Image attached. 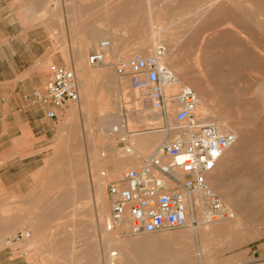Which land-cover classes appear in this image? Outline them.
<instances>
[{
  "label": "rangeland",
  "instance_id": "374dc122",
  "mask_svg": "<svg viewBox=\"0 0 264 264\" xmlns=\"http://www.w3.org/2000/svg\"><path fill=\"white\" fill-rule=\"evenodd\" d=\"M140 1L142 0H0V55L15 38L19 39L22 47L28 43L34 54L26 62L22 60L21 54L16 58L20 67V83L15 94L18 102L10 96L11 84L2 83V79L7 76L0 74V114H21V108L28 107L29 97L38 86L29 89L26 72L35 61L36 67L41 66L37 63L41 61L42 55H55L58 59H54L57 63L47 64L39 77L49 73L53 65L71 66L68 59L71 56L75 58L80 41L91 28L97 26L100 18L107 13L118 18L120 11L124 16L125 10H129L130 6V14L136 15V5L142 6L143 1L145 2ZM26 9L33 16L45 13L49 16V21L47 24L36 22L33 26L23 25L18 12ZM137 15L139 17L122 21L120 26L111 29L114 33L119 32L116 36L122 44L115 58H131L135 54L148 56L154 52L152 49L145 55L131 50V46L148 29L143 7ZM141 19L145 20L142 22ZM225 20L229 22L225 23ZM140 21L142 28L139 27ZM243 24L245 23L222 7L213 17L202 22L190 38L182 43L183 52H177L181 55L175 54L167 62L168 66L171 65L169 67L172 72L181 74L186 80L185 86L197 89L200 94L204 93L208 106L240 127V137L231 146V150L227 151V160L221 163L224 166L219 178L214 179L218 186L229 191L234 210L241 213L242 226L233 235L221 239L209 238L206 253L213 254V260L208 255L200 257L205 241L195 229L193 238L186 240L190 247L185 250V242L182 245V241H173V237L187 229V226L139 234L133 233L125 224L107 228L108 218L103 222L98 216L94 182L105 177L102 172L108 174L114 168L124 166L121 155L125 151L118 142L125 135L121 132L110 135L103 129V124L96 121L98 116L89 114L86 108L80 112L78 106L74 105L72 114L60 122L46 121L45 126L50 131L49 139L43 138L42 125L36 126L32 142L28 139L25 128L18 132L10 130L0 134V235L5 240L6 234L29 230L32 233L30 239H36L34 243L27 244L1 243L0 264H109L107 258L110 249L113 252L119 249L120 253L126 247H149L151 251L148 253L153 259L166 253L172 254L175 246L174 250L177 252L173 253L176 256L182 253L191 255L193 259L189 256L190 264H264V108L258 99V87L261 88L264 81V58L254 49L255 46L263 49L264 40L261 35L253 33L247 24ZM157 37L158 41L164 39ZM107 38L108 36H102L96 44ZM123 49L125 53L120 51ZM90 52L92 50L84 56L85 71L92 67L87 62ZM108 62L106 65L115 66L112 55H109ZM182 87L172 89L174 91L171 90V95L178 93ZM137 95L142 100L138 91ZM142 107L146 111H153L148 102ZM176 109L177 106L167 118L168 124L174 129L178 125L172 116ZM147 126H155V121H148ZM121 168L124 174L127 167ZM116 180L118 179H111L108 185ZM107 187L104 197L107 196L109 201L110 217L112 200ZM221 200L225 203V199ZM203 205L204 203L200 206V212L207 216L203 212ZM197 216V213L190 215L195 228L198 227L194 223V220L198 222ZM18 221H22V224L11 226ZM3 227L7 229L4 230ZM165 233L174 235L167 238ZM243 235L246 237L243 238ZM157 237L161 240L160 243L166 245L161 251L151 249L154 248L152 244ZM193 251L196 258L192 256ZM176 262L173 260L172 263Z\"/></svg>",
  "mask_w": 264,
  "mask_h": 264
},
{
  "label": "built area",
  "instance_id": "2783aa9c",
  "mask_svg": "<svg viewBox=\"0 0 264 264\" xmlns=\"http://www.w3.org/2000/svg\"><path fill=\"white\" fill-rule=\"evenodd\" d=\"M110 45L109 39H102L98 48L89 53L88 64L93 67L108 64ZM165 56V49L157 47L148 56L114 58L117 73L129 74L152 108L166 114L168 103L177 102L175 121L180 133L163 144L160 154L151 156L138 168L126 170L120 179L109 183L112 203L108 229L125 223H129V229L135 234L184 228L188 216L197 212V195L209 218L235 216L209 186L207 178L224 152L236 143L237 136L233 132H221L215 124L197 121L198 96L190 86L182 87L171 96L165 93V87L175 81ZM31 102L52 104L55 108L78 104L80 92L75 69L53 65L44 88L34 90ZM47 116L56 118L57 114L48 110ZM194 223L198 224L196 220ZM31 236L29 230L15 231L6 234L5 242L19 244Z\"/></svg>",
  "mask_w": 264,
  "mask_h": 264
},
{
  "label": "bare ground",
  "instance_id": "6f19581e",
  "mask_svg": "<svg viewBox=\"0 0 264 264\" xmlns=\"http://www.w3.org/2000/svg\"><path fill=\"white\" fill-rule=\"evenodd\" d=\"M138 1L139 0H137V2ZM142 1H140V3ZM122 4H124V3H121V5ZM121 5H119V6H121ZM108 6L112 7V5H108ZM126 6H127V4H126ZM130 7H128L129 10H125V12L123 14L124 16L121 15L122 11L118 12L117 16H120L118 18L115 17L111 13H107V12H109V7H108L107 8L108 11L106 12L107 14L104 15L102 18H100V21L98 22L97 26L91 28V31L88 33V36H86V47L91 40L94 42V44L89 43L88 46H91L90 48L85 47V49L84 48L80 49V53L78 54L77 59H76L78 61L79 65L75 63L76 61H71V67H73L75 69L76 74H77L78 85H79V81L81 80V78L84 76V73H85L84 68H82L80 65V61L82 60V56L84 55V52L88 51L89 49L90 50L94 49L93 51H95L99 46V44H96V41L99 38H101L102 36H108V39L110 40L111 45L107 50V56L109 58V55L110 56L116 55V52L119 51L118 49H119L120 45H122V44H121L120 39H118L116 36L119 32L117 31L118 33L116 32L117 33L116 34V33H114V30H111V29H114V28H117L118 26H120L122 21H128V20H130V18H132V20H133L134 17H136V18L139 17V15H137V14L142 9V7H143L144 11H146L145 19L148 22L147 23L148 29L143 34H141V37L139 39H137V41L131 46V50L140 51L141 53L148 55V53H150L152 51V49L154 51L157 47H162L166 51V56H165L166 62H169V58L173 57L175 54H176L175 56H177V54H179V56H180L181 54L177 53V52H180V51L183 52L181 50L182 43H184V41H186L190 38L191 34L194 33L196 28L202 22L207 21L211 17H213L215 15V13L218 12L222 7H224V9H226V11H228L231 15H233L234 18H236L239 21H242L243 23L247 24V26L253 30V33H256L257 35L258 34L261 35V37L264 40V0H145V2L143 1L142 6L136 5V8H135L137 10L136 15L130 14ZM133 7H134V5H133ZM116 9H119V7ZM112 13H113V11H112ZM119 13H120V15H119ZM18 14L21 17V21H22L23 25H26V26L30 25V24H32V26H33V23H36V22H38L39 24L40 23H46L47 24V21H49V16L46 15L45 13H41L39 15L33 16L30 14L29 9H26L23 11L21 10L18 12ZM143 17H144V15H143ZM145 19H141V21L145 20ZM141 21L139 24L140 28H142ZM227 22H229V21H226L225 23H227ZM136 24H137V22H136ZM245 24H243V25H245ZM239 26L241 27V25H239ZM182 27H183V29H181ZM231 27L236 30V28L233 27L232 25H231ZM26 28L28 29V27H26ZM130 29L132 30L135 28H130ZM120 30L119 31L121 33L122 29H120ZM238 32H240V31H238ZM120 36H122V35H120ZM157 36L163 37L164 39L163 40L161 39V41L160 40L158 41ZM242 36H243V34H242ZM254 38H256V37H254ZM100 41H99V43H100ZM255 44H257V43H255ZM254 49L257 51L258 54H260L264 58V48L262 49V48L255 46ZM120 51L122 53H125L124 49L120 50ZM252 52H253V49H252ZM258 54H256V56ZM260 55H258V56L260 57ZM173 58H171V59H173ZM126 59H129V58L126 57ZM77 66H79V67H77ZM169 66H171V65H169ZM169 66H168V68L171 70V68ZM173 73L175 75V81L172 84H169L165 87V93L167 95L168 94L171 95L172 89L178 90L182 86L187 85L186 80L182 77L181 74L175 73V72H173ZM258 89H259L258 99L261 101L260 104L264 108V81L262 83V87L261 88L258 87ZM199 90H200V88H199ZM172 91H174V90H172ZM195 92L198 96V105H197V110H196L197 121L201 124L202 123L215 124L220 129V131L224 132V133L232 131L237 136V138L239 139V137H240L239 125H235L234 122L227 120L226 118L222 117L220 114H219L220 115L219 116L217 114L218 112L216 110H214V108L208 106L206 104L207 100L204 98L203 91H202L203 94H200L201 92L199 93L197 89L195 90ZM258 99H256V100H258ZM176 105H177L176 101H170V105H168L169 108H168V112H167L169 115L173 112ZM157 113L159 114L160 112H157ZM155 114H156V112H154V110H153L151 113L152 119H154ZM171 127H173V126H171ZM164 133H165V131H164ZM229 150H231V147L228 148L224 152V154L220 157L216 168L208 175L207 181H208L209 186L212 188V190L214 192H216L220 198L225 199V204L235 214L234 218H232V219L221 218L218 220H213V219L209 218L208 216L202 215L200 212V209H201L200 206L202 207L203 202L200 200L199 196L197 195L196 196V204H197V208L199 211V212L198 211L196 212L198 215L197 216L198 217V227H196L197 229L192 225V220H191L192 218L190 216H188L187 225H186L188 227L187 229H185L182 232H179L174 237H173L174 234L172 235V233H169V234L165 233L166 235L163 234L167 238L173 237V239H174L173 241H175V242L176 241H179V242L182 241V245H183L184 242L186 244V240H191L193 238L194 231L196 230V232L198 234H200L203 237V240L205 241L202 245V250L199 253L201 258H204L208 255V257L211 260L214 259L213 254H207L206 253L207 249H208L207 243H209V238L214 237L213 239H219V238L221 239V237L229 236L231 234L233 235V233H237L239 231V228L242 226L241 213L234 210L235 207L230 202L229 191L227 189H223L222 187L218 186L217 183L215 182V179H214L216 177L219 178L221 172L223 171L224 165L222 166V164L225 160H227L226 154H227V151H229ZM95 192L97 195L98 216L101 218V221H103L104 219L106 220V217L108 218L107 220H109V215H108V208H109L108 202L109 201L107 199V196L104 197V193H105L104 186H101V185L97 186L95 188ZM21 224H22V221H18V225H21ZM34 226L35 225H33V227ZM106 226H107V224H106ZM126 226H129V223H125V227ZM5 229H7V228H5ZM2 231L3 230H1V232ZM245 237L246 236H244L243 238H245ZM226 238H228V237H226ZM237 238H241V237L238 236ZM237 238H235V239L237 240ZM243 238H241V239L243 240ZM169 240H171V239H169ZM224 240H226V239H224ZM35 241H36V239H26V240L22 241L20 244H23V243L27 244V243H31V242L34 243ZM160 241L161 240L158 237L155 238V240L152 244V246H154V248L152 247L151 249L154 250L156 248V249H159L160 251L162 249H164L166 247V245L160 243ZM218 241H221V240H218ZM4 242H5V240L0 235V244L1 243L4 244ZM137 242H139V241H137ZM213 242H215V241H213ZM148 243L150 244V242H148ZM187 243H188V241H187ZM191 243H190V245H193ZM178 244H177V246H179ZM174 245H176V244H174ZM186 245H185V247L182 246V248L184 247V250L186 247L189 246V245H187V246ZM149 246H151V245H149ZM192 247H191V249H192ZM174 248L176 249V246ZM174 248H173V251L177 252V250H174ZM187 249H186V251H188L190 248L188 250ZM117 250L118 251H114V252L110 251V254L107 258L109 260V264H173L172 263L173 260L177 261L174 264H177V263L178 264H190V261H191L190 259H193L191 257V255H188L185 252H184L185 254H183V253L177 254L176 253L177 254V256H176L175 253H173L172 248H171L172 254L169 255L168 253H166L164 256L159 255L158 257L153 258V259L150 258L151 255L148 253L151 251L149 247L148 248L126 247V248H123L120 253H119V249H117ZM156 253H159V252L156 251ZM188 253L190 254L191 252H188ZM193 255H194V251L192 252V256ZM189 256L191 257L190 259H189ZM194 258H196V257H194ZM198 258H199V256H198ZM138 259H140V262H138ZM150 260H153V261H150Z\"/></svg>",
  "mask_w": 264,
  "mask_h": 264
},
{
  "label": "crops",
  "instance_id": "0c3cea01",
  "mask_svg": "<svg viewBox=\"0 0 264 264\" xmlns=\"http://www.w3.org/2000/svg\"><path fill=\"white\" fill-rule=\"evenodd\" d=\"M90 31L91 29L86 33L84 39L80 41L76 49L75 58L71 56V58L68 59L70 65L71 61H76L75 63L79 64L76 59L80 53V49H85L86 36H88ZM89 43L94 44L92 40ZM88 45L86 48L91 47ZM22 46L19 45V39L15 38V40L11 41L9 47L7 46L2 50V55H0V74L7 76L2 79V83L11 84L10 96H12L16 102H18V98L15 94H17L16 91L20 83V67L16 58L21 54L22 60L26 62L34 55L28 43H26L24 47ZM88 51L91 50L89 49ZM88 51L84 52L82 60L80 61L82 68H84V56ZM112 58H115V55L112 56ZM54 59H58V57L55 55H42L41 61L37 63V65H41L40 67H36L37 61L29 67L28 72H26V83L29 84V89L35 85L38 86L37 89L44 88L49 73L42 77H39V75L41 74V70L46 68L47 64L57 63ZM79 91L80 102L76 104V106H78L77 108L80 112L86 108L89 114L98 116L96 121L101 122L103 124V129L110 135L117 132L124 133L125 136L121 138L118 144H121L122 149L125 151L121 155V162L127 167L125 168L126 170L144 165L151 156L160 154L161 148L165 142L172 140L179 134V131L168 124L167 118H169L171 114H163V112L153 109L156 114L154 119H152V111H146L145 107H142L143 105L145 106L147 102L151 106L150 101L145 98L140 89L134 86L132 77L129 74L119 75L115 66H92L90 70L85 71L84 76L79 81ZM137 91L142 100L139 99ZM32 95L33 94H31L30 97ZM30 97L28 107L23 106L20 110L21 114H0V134L8 133L10 130L18 132L19 129L25 128L26 135L32 142L35 138L36 126L42 125L43 138L49 139L50 131L47 130L45 126L46 121L53 120L60 122L67 117V115L72 114V106L74 105H68L64 108H55L52 104H44L42 102L32 103ZM36 109H38V113ZM48 110H54L57 117L49 118L47 116ZM22 111L24 113H22ZM157 112L160 113L158 114ZM176 112L177 109L172 116L175 117ZM163 119H166V121ZM150 120L155 121V126H147V122ZM102 155L106 156V154ZM124 166H122V168ZM120 168H110L113 170L108 172V174L102 172V175L105 177H100L94 182V186L97 187L101 185L104 186L106 190L108 182L111 179H120L123 176ZM15 225H18V222H13V224H11L13 227ZM4 228L5 227L2 229Z\"/></svg>",
  "mask_w": 264,
  "mask_h": 264
}]
</instances>
